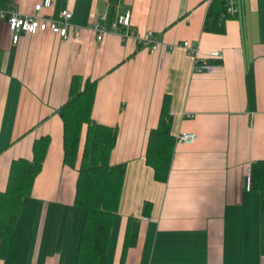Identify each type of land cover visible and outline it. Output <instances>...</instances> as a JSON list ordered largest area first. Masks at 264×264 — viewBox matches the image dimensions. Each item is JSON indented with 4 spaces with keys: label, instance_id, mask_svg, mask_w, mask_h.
<instances>
[{
    "label": "crops",
    "instance_id": "obj_1",
    "mask_svg": "<svg viewBox=\"0 0 264 264\" xmlns=\"http://www.w3.org/2000/svg\"><path fill=\"white\" fill-rule=\"evenodd\" d=\"M41 1L14 0L13 9L32 15ZM210 1L56 0L44 14L59 19L72 9L69 37L22 32L17 44L0 13V190L12 161L31 158L35 139L51 137L0 264H76L85 212L75 205L79 172L64 162L59 114L76 74L96 80L92 117L117 128L110 161L126 165L101 264H264L261 194L246 187L264 160V0H238L223 33L204 29ZM127 10L131 28L152 30L158 48L115 30ZM105 13L99 40L92 26ZM185 40L201 54L220 50L222 66L195 71ZM166 96L176 143L162 181L146 151ZM185 131L198 139L178 141ZM131 217L139 231L127 245Z\"/></svg>",
    "mask_w": 264,
    "mask_h": 264
},
{
    "label": "trees",
    "instance_id": "obj_2",
    "mask_svg": "<svg viewBox=\"0 0 264 264\" xmlns=\"http://www.w3.org/2000/svg\"><path fill=\"white\" fill-rule=\"evenodd\" d=\"M12 8L14 0H0V10ZM229 17L226 0H211L204 29L223 33ZM96 83L94 79L74 75L68 96L59 108L64 123V162L78 167L75 205L85 212L76 264H101L108 253L126 176L124 163L110 161L118 138L117 128L98 123L92 117ZM169 104V96H166L159 123L150 131L146 151L147 163L162 181L168 177L176 143ZM50 142V135L40 136L33 143L31 158L19 157L12 161L7 186L0 190L1 260L6 256L24 199L32 193L42 170ZM252 188L261 194V252L264 257V160H258L252 167ZM138 231V221L131 217L126 232L127 245L134 243Z\"/></svg>",
    "mask_w": 264,
    "mask_h": 264
},
{
    "label": "built area",
    "instance_id": "obj_3",
    "mask_svg": "<svg viewBox=\"0 0 264 264\" xmlns=\"http://www.w3.org/2000/svg\"><path fill=\"white\" fill-rule=\"evenodd\" d=\"M56 0H42L35 5L36 13L32 15L21 14L16 9H1V16L8 19L9 28L12 35V42L17 44L20 40L22 32L34 34L39 30L51 29L55 33H59L62 37H69V29L72 26L71 19L73 10L65 8L60 13V18L55 19L51 15L44 14V10L51 9ZM227 11L230 16H235L238 12V0H226ZM106 19V13L93 23V29L97 33V38L102 40L105 34L103 21ZM132 12L127 10L118 16L117 23L114 28L123 38L135 37L140 44L149 46L153 49L158 48L159 43L154 37V32L149 30L146 34L135 32L132 28ZM194 56V70L197 72H214L222 66L220 59L222 53L220 50H212L206 54H201L199 47L191 44L189 40H185L182 44ZM193 117V114H188ZM198 139L195 132L185 131L178 135L177 140L185 143H194ZM252 186V174L248 172L246 177V187L250 189Z\"/></svg>",
    "mask_w": 264,
    "mask_h": 264
},
{
    "label": "rangeland",
    "instance_id": "obj_4",
    "mask_svg": "<svg viewBox=\"0 0 264 264\" xmlns=\"http://www.w3.org/2000/svg\"><path fill=\"white\" fill-rule=\"evenodd\" d=\"M79 210H80V211L82 210V211L84 212V210H83L82 208H79ZM59 218H62V215H61V216H59Z\"/></svg>",
    "mask_w": 264,
    "mask_h": 264
}]
</instances>
